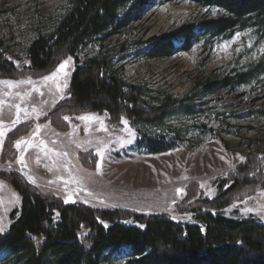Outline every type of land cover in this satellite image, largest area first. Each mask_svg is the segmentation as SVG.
Returning <instances> with one entry per match:
<instances>
[{
    "label": "rangeland",
    "instance_id": "rangeland-1",
    "mask_svg": "<svg viewBox=\"0 0 264 264\" xmlns=\"http://www.w3.org/2000/svg\"><path fill=\"white\" fill-rule=\"evenodd\" d=\"M71 2L0 0V48L25 76L33 75L27 57L29 46L54 31L55 23L65 15ZM221 14L216 8L189 1H158L122 34L92 40L78 57L84 61L100 51H111L116 56L115 70L128 83L141 86L150 103H157L162 95L190 102L197 95L192 90L199 81L221 79L264 63V31L249 26L230 38L215 40L212 46L201 44L191 52L164 60L140 58L138 43ZM74 65L71 58L63 71H58L59 66L42 78L0 80L16 85L0 83V124L6 130L0 146V173H20L44 196L100 210H121L130 217L167 215L178 223L197 224L192 209L202 206L207 212H216L203 203L219 195L223 181L244 161L240 157L247 153L264 154L263 76L251 86L196 98V114L173 116L161 129L135 126L128 121L125 125V120L114 124L106 114L87 113L65 116L69 120L62 118L59 125L66 128L59 130L44 118L68 98ZM54 73L55 80H45ZM16 105L27 110L28 115L21 111L19 122L14 123ZM81 116L97 119H78ZM101 123L106 131L101 130ZM37 126L41 129L38 135ZM139 133L162 134L179 143V148L160 155L141 153L136 149ZM29 138H33L34 145L43 140L53 151L45 155L40 147L21 145L17 149L18 141ZM97 152L103 153L102 161ZM21 155L24 164L20 163ZM193 184L197 185L195 193ZM0 185L2 234L12 223L11 214L20 209L21 197L3 177ZM221 212L228 218L255 219L264 224V190L236 198ZM124 223L137 226L132 218ZM130 255L129 248L120 247L107 251L105 257L109 264H126ZM13 260L7 254L0 255V264H14Z\"/></svg>",
    "mask_w": 264,
    "mask_h": 264
},
{
    "label": "trees",
    "instance_id": "trees-1",
    "mask_svg": "<svg viewBox=\"0 0 264 264\" xmlns=\"http://www.w3.org/2000/svg\"><path fill=\"white\" fill-rule=\"evenodd\" d=\"M189 1L222 11L217 18L186 23L174 30L140 41V58L164 60L191 52L198 45H213L249 26L264 31V0H72L70 8L49 35L40 36L27 50L29 71L24 75L5 58L0 48V80L42 78L69 57L75 60L69 96L44 120L59 130L65 116L106 114L110 121L161 129L178 114H196L193 101L234 87L251 86L262 76L264 63L217 80H201L187 99L162 95L150 103L143 88L128 83L115 70L111 51L80 61L78 55L92 40L114 37L130 28L156 2ZM36 74V75H35ZM15 133V132H13ZM179 148L162 134L139 133L136 149L160 155ZM21 197V207L11 214L12 223L0 234V255L14 264H109L107 251L127 247L126 264H264V224L255 219H233L221 211L236 198L264 190V154L247 153L244 161L223 181L219 195L192 210L197 224L178 223L167 215H131L121 210H100L78 203H64L44 196L17 172L0 173ZM196 184L191 185L194 193ZM190 187V188H191ZM132 218L137 224L124 221Z\"/></svg>",
    "mask_w": 264,
    "mask_h": 264
},
{
    "label": "snow or ice",
    "instance_id": "snow-or-ice-1",
    "mask_svg": "<svg viewBox=\"0 0 264 264\" xmlns=\"http://www.w3.org/2000/svg\"><path fill=\"white\" fill-rule=\"evenodd\" d=\"M213 14H215V12H213ZM70 62H71V57H69L67 61H65L63 64L60 65V68L58 69V71H63L64 68ZM55 79H56V74L55 73L52 76L45 77V80L46 81L55 80ZM0 83H4V84L8 85L9 87H15L16 86V85H13L12 82H9V81H3V82H0ZM28 83L31 84L32 82L31 81H28ZM64 86L65 87L67 86L66 83H65ZM57 88H58V90H61L59 85H57ZM33 90L34 91H39V89H35V88ZM41 95H42V93H41ZM22 99H23V97H22ZM0 103H2V102H0ZM15 107L17 108V120L14 121V123L19 122V120H20V115L19 114H20L21 111H23L25 113V116L28 115L27 110L21 109L19 105H16ZM33 111L35 112L36 110L33 109ZM64 119L65 120H69L68 117H64ZM78 119L85 120V121H92V120H96L97 118L96 117H93V116H81V117H78ZM123 123L125 125H127L128 122L125 120V121H123ZM7 130H10V129H7ZM40 130H41L40 129V126H37V128L35 129V134L38 135L39 132H40ZM101 130H105L106 131V129L103 127V124L102 123H101ZM5 133H6V130L3 128L2 124H0V146H2L3 137H4ZM129 134L132 135V136L135 135L133 132H131V129H129ZM128 142H131V141H128ZM21 145H25L28 148H32L34 146L35 147H40L41 148V151H44L45 152V155H47V153L49 151H53L52 149H48L47 148V145L45 144V142L43 140L40 141V144L39 145H34L33 144V138H29V139H26V140L25 139H21L20 141H18L17 144H16L17 149H20L21 148ZM56 155H60V153H56ZM97 155L100 157V160L102 161L103 160V153L102 152H97ZM240 159H241V161H243L244 160V157H240ZM20 163L21 164H24L23 155H21V157H20ZM24 166L26 167L27 165L25 164ZM99 166L100 165H98V167ZM29 179H30V182L35 183L34 180H32L31 178H29ZM0 187H3V186L0 185ZM202 187H203V185H202ZM180 191H182V190H180ZM17 199H18V197H17ZM246 211H251V209H246Z\"/></svg>",
    "mask_w": 264,
    "mask_h": 264
}]
</instances>
